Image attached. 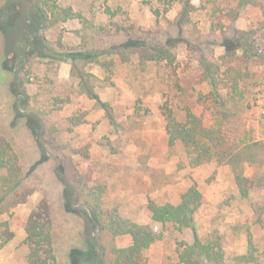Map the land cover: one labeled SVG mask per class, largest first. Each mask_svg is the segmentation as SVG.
<instances>
[{
    "label": "trees",
    "instance_id": "obj_1",
    "mask_svg": "<svg viewBox=\"0 0 264 264\" xmlns=\"http://www.w3.org/2000/svg\"><path fill=\"white\" fill-rule=\"evenodd\" d=\"M141 1L150 7L157 21L155 29H144L123 20L122 8L106 6L102 12L105 20L99 21L96 14L88 17L73 6L63 5L62 0H0L4 59L6 53L12 52L16 60L13 68H8L6 62L2 64L11 75L9 86L16 113L25 119V126L36 144L34 155L27 156L0 128V249L15 236L3 217L40 193L42 198L26 222L29 264H59L56 247L59 231L49 190L52 179L60 183L66 213L79 208L87 228H97L99 235L110 244L107 260L99 257L91 245L85 252L73 253L75 264L78 257L83 264H148L145 252L163 239L169 227L183 233L193 227L203 200L199 188L192 186L177 205L151 202L152 224L149 225L130 222L116 210H107L101 196L103 188L95 184L90 171L84 170L78 160L90 158V147H74L65 138V131L51 121L52 113L62 109L61 100L55 96L47 104H40L29 92L30 88H48L63 62L71 64V78L79 94L95 99L98 96L95 67L109 73L117 62L135 61L142 68L161 64L169 75L177 76L176 46H186L198 55L201 82L211 88L210 98L218 102L220 111L216 112L219 115L215 124L208 128L190 108L180 115L167 107L169 144L181 143L194 165L217 161L230 166L237 189L244 198L249 197L256 185L245 174V167L247 162L255 160L254 148L260 144L230 141L225 132L229 113L224 110L227 103L223 97L224 92L241 94L243 86L254 79L253 64L264 60V2L199 0L197 5L195 0H160L162 10L153 0ZM175 6L179 7L178 14L170 19L169 12ZM248 6L259 7L262 19L250 29H239L235 23ZM204 12L208 13L206 30L198 20ZM163 21L166 27L162 26ZM74 22L79 23L74 31L78 43L66 44L63 34L55 40L49 39V31ZM219 47L223 48V53L217 51ZM20 100L26 102L27 107L21 108ZM105 110L114 121L109 105ZM81 118L68 119L69 132L85 123ZM258 181L264 184V175ZM258 222L264 227L262 215ZM155 227H160L161 231H155ZM125 236H130L132 243L121 247L118 239ZM249 243L254 246L252 236ZM255 249L249 257L242 258L247 264H263L255 255ZM179 259L182 264H225L222 238L215 234L196 236L193 244L183 241Z\"/></svg>",
    "mask_w": 264,
    "mask_h": 264
},
{
    "label": "rangeland",
    "instance_id": "obj_2",
    "mask_svg": "<svg viewBox=\"0 0 264 264\" xmlns=\"http://www.w3.org/2000/svg\"><path fill=\"white\" fill-rule=\"evenodd\" d=\"M153 1L161 6L160 0ZM199 2L195 0L197 5ZM62 3L88 17L96 14L99 21L105 20L102 12L106 6L122 8L123 20L144 29L157 27L150 7L141 0H62ZM161 9L164 10V6ZM178 10V6L170 10L169 18L173 19ZM261 19L260 8L248 6L235 24L237 28L247 30L258 25ZM198 20L206 30L208 13H201ZM78 26L75 22L66 24L49 31L48 37L55 40L63 34L66 44H76L78 39L74 31ZM162 26H167L166 21ZM3 47L4 37L0 31V128L21 153L34 155L36 144L25 126V119L16 113L9 86L11 75L2 64L6 62L8 68H13L16 60L12 52L6 53L4 59ZM217 51L223 53V48L219 47ZM176 53L177 76L169 75L161 64L142 68L135 61L117 62L109 73L95 67L98 78L95 99L79 94L77 84L71 78L69 62L61 63L58 75L48 88H30L29 92L40 104H47L55 96L61 100L59 106L62 109L52 113L51 121L65 131V138L74 147H90L89 159H77L84 170L90 171L95 184L103 188L101 196L107 210H116L130 222L149 225L152 224L151 202L177 205L190 187L197 186L202 192V205L193 227L184 233L169 227L163 239L145 252L148 264H182L179 247L183 241L193 244L196 236L215 234L222 238L225 264H247L242 258L249 257L253 248L264 264V227L258 222L261 215L264 217V184L258 181L264 175V60L253 64L254 79L243 86L241 94L224 92L223 97L227 103L224 110L229 113L225 132L230 141L260 144L254 148L255 160L246 163L245 174L256 185L249 197L244 198L237 189L230 166L217 161L194 165L181 143L169 144L167 107L180 115L190 108L208 128L215 124L219 115L216 112L220 111L218 102L210 98L211 88L201 82L198 55L182 44L176 46ZM106 105L114 114V121L107 116ZM20 107H27V103L20 100ZM73 117H82L85 123L69 132L68 119ZM52 180L49 190L59 231L56 240L59 264H75L73 253L85 252L91 245L99 257L107 260L109 241L99 235L97 228H87L79 208L66 213L60 183ZM41 198L42 195L36 193L28 203L3 217L15 236L0 249V264H29L26 222ZM155 231H161V228L155 227ZM250 236L253 247L249 243ZM131 243L130 236L118 239L121 247ZM77 264H83L79 257Z\"/></svg>",
    "mask_w": 264,
    "mask_h": 264
}]
</instances>
